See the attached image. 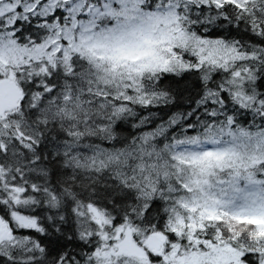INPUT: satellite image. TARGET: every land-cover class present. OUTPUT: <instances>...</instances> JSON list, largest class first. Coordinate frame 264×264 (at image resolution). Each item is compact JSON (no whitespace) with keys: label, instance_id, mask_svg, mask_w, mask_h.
<instances>
[{"label":"snow or ice","instance_id":"1","mask_svg":"<svg viewBox=\"0 0 264 264\" xmlns=\"http://www.w3.org/2000/svg\"><path fill=\"white\" fill-rule=\"evenodd\" d=\"M0 264H264V0H0Z\"/></svg>","mask_w":264,"mask_h":264}]
</instances>
